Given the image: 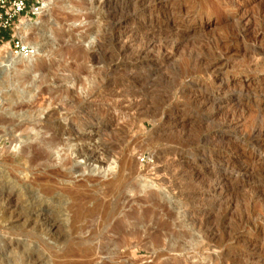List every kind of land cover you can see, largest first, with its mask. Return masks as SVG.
I'll use <instances>...</instances> for the list:
<instances>
[{"label":"rangeland","instance_id":"374dc122","mask_svg":"<svg viewBox=\"0 0 264 264\" xmlns=\"http://www.w3.org/2000/svg\"><path fill=\"white\" fill-rule=\"evenodd\" d=\"M31 23L29 67L0 69V264H264V0H49Z\"/></svg>","mask_w":264,"mask_h":264},{"label":"bare ground","instance_id":"6f19581e","mask_svg":"<svg viewBox=\"0 0 264 264\" xmlns=\"http://www.w3.org/2000/svg\"><path fill=\"white\" fill-rule=\"evenodd\" d=\"M51 1V0H50ZM123 2V1H122ZM48 3H49V0H48ZM111 5V4H110ZM133 5V4H132ZM156 5V4H155ZM161 5V4H160ZM169 5V4H168ZM146 6V5H145ZM158 6V5H157ZM164 6V5H163ZM162 6V7H163ZM188 7V6H187ZM166 8V7H165ZM155 9V8H154ZM150 10V9H149ZM159 10V9H158ZM167 10H168V8H167ZM151 11V10H150ZM187 11V10H186ZM110 12V11H109ZM115 12V11H114ZM180 12V11H179ZM150 13V12H149ZM151 13H152V11H151ZM154 13V12H153ZM169 13V12H168ZM119 14V13H118ZM152 15V14H151ZM171 15V14H170ZM43 16V15H42ZM118 16V15H117ZM167 18V17H166ZM207 18V17H206ZM119 19V18H118ZM159 19V18H158ZM174 19V18H173ZM131 20V19H130ZM24 21V20H23ZM117 21V20H116ZM150 21V20H149ZM206 21V20H205ZM216 21V20H215ZM238 21V20H237ZM154 22V21H153ZM171 21H169L168 23H170ZM181 22V21H180ZM130 23V22H129ZM23 25V32H24V34H23V39H24V43L25 44H31L32 43V39H31V37H30V31H31V27H32V25H33V23H31V22H28V23H22ZM166 25V24H165ZM174 25H175V23H174ZM173 26V25H172ZM181 26V25H180ZM195 26V25H194ZM244 26V25H243ZM249 26V25H248ZM134 27V26H133ZM145 27V26H144ZM163 27V26H162ZM178 27V26H177ZM185 27V26H184ZM201 27V26H200ZM204 27V26H203ZM125 28H127V27H125ZM137 28V27H136ZM145 28H147V27H145ZM186 29L188 28V27H185ZM150 29V28H149ZM153 29V28H152ZM151 29V30H152ZM175 29H177V28H175ZM182 29V28H181ZM198 29H200V28H198ZM167 30H169L168 28H167ZM179 30V29H178ZM194 30V29H193ZM202 30V29H201ZM127 31V30H126ZM132 31V30H131ZM140 31V30H139ZM146 31V30H145ZM180 31V30H179ZM189 31V30H188ZM197 31V30H196ZM248 31V30H247ZM154 32V31H153ZM194 32V31H193ZM193 32H192V34H193ZM146 33V32H145ZM168 33V32H167ZM181 33V32H180ZM184 33H186V32H184ZM200 33V32H199ZM250 33V32H249ZM144 34V33H143ZM147 34V33H146ZM159 34V33H158ZM237 34V33H236ZM167 35V34H166ZM186 35V34H185ZM251 35V34H250ZM127 36V35H126ZM153 36V35H152ZM173 36V35H172ZM128 37V36H127ZM127 37H125V39L127 38ZM135 37V36H134ZM151 37V36H150ZM175 37V36H174ZM228 37V36H227ZM36 38V37H35ZM104 38V37H103ZM166 38V37H165ZM223 38H225V37H223ZM122 39V38H121ZM124 39V38H123ZM124 39V40H125ZM138 39V38H137ZM162 39V38H161ZM189 39V38H188ZM130 40V39H129ZM136 40V39H135ZM139 40V39H138ZM158 40V39H157ZM231 40V39H230ZM254 40V39H253ZM125 41H127V40H125ZM154 41V40H153ZM181 42V41H180ZM133 43V42H132ZM220 43V42H219ZM138 44H139V42H138ZM183 44V43H182ZM229 44V43H228ZM221 45V44H220ZM224 45V44H223ZM122 46V45H121ZM129 46H130V44H129ZM136 46V45H135ZM139 46V45H138ZM171 46V45H170ZM218 47V46H217ZM229 47V46H228ZM132 48V47H131ZM142 48V47H141ZM222 48V47H221ZM10 48L7 46V45H5V46H1L0 47V69H8V68H10L11 66H13V65H18V64H21V65H23V66H25V67H29V61H28V59H25L24 57H21V56H19V55H16V54H14L11 50H9ZM223 49V48H222ZM225 49V48H224ZM255 50V49H254ZM140 51V50H139ZM218 51V50H217ZM131 52V51H130ZM149 52V51H148ZM233 52V51H232ZM236 52H238V51H236ZM254 52V51H253ZM223 53V52H222ZM225 53V52H224ZM230 53V52H229ZM150 54V53H149ZM172 54V53H171ZM261 54V53H260ZM222 55V54H221ZM226 55V54H225ZM228 56V55H227ZM254 56V55H253ZM261 56V55H260ZM222 57H224V56H222ZM252 57V56H251ZM226 58V57H225ZM228 58V57H227ZM254 58V57H253ZM230 59V58H229ZM98 60V59H97ZM226 60V59H225ZM236 60V59H235ZM249 60V59H248ZM254 62V61H253ZM259 62V61H258ZM42 64V63H41ZM211 65V64H210ZM214 65V64H213ZM216 65V64H215ZM228 65V64H227ZM226 65V66H227ZM232 66V65H231ZM230 66V67H231ZM31 67V66H30ZM213 67V66H212ZM251 67V66H250ZM214 68V67H213ZM213 70V69H212ZM247 70H248V68H247ZM246 72V71H245ZM209 74V73H208ZM220 76V75H219ZM241 80V79H240ZM238 81V80H237ZM219 83V82H218ZM234 83H236V82H234ZM217 84V83H216ZM244 84V83H243ZM246 84H248V83H246ZM225 85V84H224ZM223 85V86H224ZM238 85V84H237ZM226 86L227 85H225V88H226ZM236 86V85H235ZM234 86V87H235ZM244 86V85H243ZM200 87V86H199ZM262 87V86H261ZM249 88V87H248ZM243 89V88H242ZM240 90V89H239ZM247 90V89H246ZM231 91V90H230ZM250 91V90H249ZM228 92V91H227ZM242 92V91H241ZM233 93V92H232ZM236 93V92H235ZM232 95V94H231ZM135 96V95H134ZM193 97V96H192ZM231 98V97H230ZM233 98V97H232ZM240 99V98H239ZM238 99H236L235 101H237ZM232 101V100H231ZM234 101V102H235ZM238 102V101H237ZM242 102V101H241ZM239 103V102H238ZM132 104V103H131ZM135 104V103H134ZM136 105V104H135ZM204 105V104H203ZM230 105V104H229ZM136 106H138V105H136ZM121 109V108H120ZM235 110V109H234ZM132 112V111H131ZM134 112V111H133ZM249 112V111H248ZM226 113V112H225ZM49 114V113H48ZM224 114V113H223ZM237 114H238V112H237ZM233 115V114H232ZM225 116V115H224ZM223 117V116H222ZM232 118V117H231ZM225 119V118H224ZM229 119V118H228ZM235 119V118H234ZM237 119V118H236ZM168 120V119H167ZM226 120V119H225ZM231 120V119H230ZM229 121V120H228ZM260 121V120H259ZM190 122H192V121H190ZM233 122V121H232ZM262 122V121H261ZM238 124V123H237ZM198 125V124H197ZM196 125V126H197ZM259 127V126H258ZM260 128V127H259ZM51 129V128H50ZM260 131V130H259ZM262 132V131H261ZM59 133V132H58ZM261 134V133H260ZM60 139V138H59ZM49 144H52V141L51 142H49ZM233 149V148H232ZM235 150V149H234ZM254 150V149H253ZM237 151V150H236ZM240 152V151H239ZM233 154V153H232ZM237 155V154H236ZM249 155V154H248ZM250 156V155H249ZM39 157V156H38ZM43 157V156H42ZM131 157V156H130ZM233 157V156H232ZM241 157V156H240ZM44 158V157H43ZM239 158V157H238ZM244 158V157H243ZM240 159V158H239ZM46 160V159H45ZM227 160V159H226ZM230 160V159H229ZM232 160V159H231ZM234 160H236V159H234ZM238 160V159H237ZM68 162V161H67ZM233 162V161H232ZM236 161H234V163H235ZM239 162V161H238ZM181 163V162H180ZM227 163H229V162H227ZM242 163V162H241ZM246 163V162H245ZM220 164V163H219ZM231 164V163H230ZM243 164V163H242ZM261 166V165H260ZM245 167V166H244ZM114 167L112 166V165H109L108 167H106V168H104V172L107 174V173H109V172H111L112 171V169H113ZM247 168V167H246ZM250 168V167H249ZM251 169V168H250ZM166 170V169H165ZM242 170V169H241ZM246 170H248V169H246ZM253 170V169H252ZM169 171V170H168ZM244 171V170H243ZM258 171V170H257ZM253 172V171H252ZM229 173V172H228ZM141 174V173H140ZM235 174V173H234ZM213 175V174H212ZM221 177V176H220ZM233 179V178H232ZM221 180H222V182L220 181V187H219V184L217 185L219 188H220V195H224L225 193H226V191L229 189V188H231V187H229V188H227L229 185H228V177L227 176H224L223 178H221ZM211 183V182H210ZM230 183V182H229ZM156 186V183L155 182H153V181H149V180H147V177H145V175L144 174H142V175H140L139 176V178H138V180H137V183H136V187L141 191V192H143V191H147V190H150V189H152V188H154ZM231 186V185H230ZM248 189V188H247ZM246 191V190H245ZM228 192V191H227ZM255 192V191H254ZM163 195V194H162ZM207 197V196H206ZM215 198V197H214ZM138 199H140V198H138ZM144 201V200H143ZM139 202V201H138ZM218 203V202H217ZM200 210V209H199ZM193 212V211H192ZM206 213V212H205ZM251 214V213H250ZM200 218V217H199ZM201 218H202V216H201ZM43 219V218H42ZM198 220V219H197ZM52 221V220H51ZM240 221V220H239ZM242 221V220H241ZM46 222V221H45ZM200 222H202V221H200ZM263 222V221H262ZM44 223V222H43ZM245 223V222H244ZM45 225H46V227H48V229L49 230H52L53 229V226L51 225V224H47V223H44ZM252 224V223H251ZM54 225V224H53ZM59 227V226H58ZM199 228H201V227H199ZM46 229V228H45ZM48 230V231H49ZM163 230V229H162ZM228 230V229H227ZM251 230V229H250ZM47 231V230H46ZM215 231V230H214ZM229 231H230V229H229ZM51 232V231H50ZM231 232V231H230ZM217 234H218V232H217ZM220 234V233H219ZM229 235V234H228ZM228 237V236H227ZM232 237L234 238V236L232 235ZM213 238V237H212ZM231 238V237H230ZM229 239V238H228ZM18 244H19V242H17ZM182 243V242H181ZM230 243V242H229ZM201 247V246H200ZM162 251V250H161ZM220 254V253H219ZM120 255V254H119ZM218 255V254H217ZM123 256V255H122ZM219 256V255H218ZM111 260V259H110ZM42 262V257H40L39 255L33 260V263H35V264H38V263H41Z\"/></svg>","mask_w":264,"mask_h":264},{"label":"built area","instance_id":"2783aa9c","mask_svg":"<svg viewBox=\"0 0 264 264\" xmlns=\"http://www.w3.org/2000/svg\"><path fill=\"white\" fill-rule=\"evenodd\" d=\"M47 5L48 0H0V44L9 40L10 50L14 54L28 53L29 46L25 45L16 34L9 33L3 36L1 31H13L17 22L21 23L23 20L31 22L39 19Z\"/></svg>","mask_w":264,"mask_h":264},{"label":"crops","instance_id":"0c3cea01","mask_svg":"<svg viewBox=\"0 0 264 264\" xmlns=\"http://www.w3.org/2000/svg\"><path fill=\"white\" fill-rule=\"evenodd\" d=\"M9 33L7 31H1V35L7 36Z\"/></svg>","mask_w":264,"mask_h":264}]
</instances>
